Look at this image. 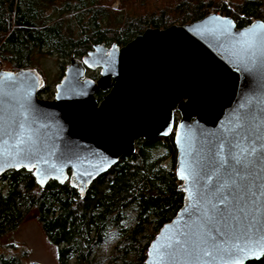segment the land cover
<instances>
[{"label": "water", "instance_id": "water-1", "mask_svg": "<svg viewBox=\"0 0 264 264\" xmlns=\"http://www.w3.org/2000/svg\"><path fill=\"white\" fill-rule=\"evenodd\" d=\"M141 33L71 52L52 99L36 68L0 70V176L23 168L43 191L68 182L84 196L136 141L174 132L185 199L145 264L260 261H237L233 246H264V22L212 13Z\"/></svg>", "mask_w": 264, "mask_h": 264}, {"label": "trees", "instance_id": "trees-1", "mask_svg": "<svg viewBox=\"0 0 264 264\" xmlns=\"http://www.w3.org/2000/svg\"><path fill=\"white\" fill-rule=\"evenodd\" d=\"M219 2L0 0V66L34 68L38 58L54 56L61 79L71 52L81 59L94 45L123 48L150 27L186 26L212 12L231 17L237 28L257 18L264 22V0H228L231 6ZM97 74L89 71L88 76L96 79ZM96 96L101 100L104 93L97 91ZM178 118L175 115V121ZM174 136L172 132L166 138L136 141V150L93 180L84 196L68 182L50 181L43 191L32 172L23 168L3 174L0 236L35 209L43 234L57 248L59 264H145L150 241L185 199L176 178ZM106 243L112 245L110 253L99 259L97 249ZM26 254H0V264H24ZM247 264H264V256Z\"/></svg>", "mask_w": 264, "mask_h": 264}, {"label": "rangeland", "instance_id": "rangeland-1", "mask_svg": "<svg viewBox=\"0 0 264 264\" xmlns=\"http://www.w3.org/2000/svg\"><path fill=\"white\" fill-rule=\"evenodd\" d=\"M215 1L216 3L219 2V0ZM220 1L221 2H219V4L221 5L225 1L226 4L231 6L228 0ZM117 4L118 3L116 2L114 7H116ZM34 68L38 69V71L41 73L44 85H50L46 92L40 94V97L43 99H52L55 92V86L60 81V79H58L60 67L57 59L54 56L45 55L43 58L37 59L36 66ZM89 71L90 70H88L86 73L87 76ZM98 76L99 74H97L96 78H98ZM176 123L177 121H175L173 125L174 130ZM111 246L112 245L110 243H106L98 248V258L105 259V257H107V255L110 253ZM22 250L27 251V254L22 256V263L24 264H59L57 262V248L50 244L43 234V231L41 230L40 224L37 220V212L35 209L29 210V212L18 224L17 228L10 230L0 236V254L11 255L15 252L20 253Z\"/></svg>", "mask_w": 264, "mask_h": 264}, {"label": "snow or ice", "instance_id": "snow-or-ice-1", "mask_svg": "<svg viewBox=\"0 0 264 264\" xmlns=\"http://www.w3.org/2000/svg\"><path fill=\"white\" fill-rule=\"evenodd\" d=\"M25 143V139L21 138L20 139V144H24ZM223 147V146H221ZM240 161L238 160L237 163H239ZM218 231V230H217ZM211 238V237H209ZM235 248V252L233 253V255H235L237 257V261L243 260L244 255H248L249 258H259V255H256L257 252L260 253V255H264V246H261L260 248H256L253 246H249L247 244L244 245H234L233 246ZM210 253L205 252V255H208Z\"/></svg>", "mask_w": 264, "mask_h": 264}, {"label": "built area", "instance_id": "built-area-1", "mask_svg": "<svg viewBox=\"0 0 264 264\" xmlns=\"http://www.w3.org/2000/svg\"><path fill=\"white\" fill-rule=\"evenodd\" d=\"M0 70H8L7 68H6V66L4 65V64H2L1 66H0Z\"/></svg>", "mask_w": 264, "mask_h": 264}]
</instances>
